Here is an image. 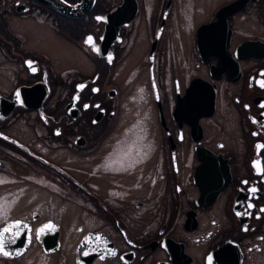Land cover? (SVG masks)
Instances as JSON below:
<instances>
[{"label":"flooded vegetation","instance_id":"flooded-vegetation-1","mask_svg":"<svg viewBox=\"0 0 264 264\" xmlns=\"http://www.w3.org/2000/svg\"><path fill=\"white\" fill-rule=\"evenodd\" d=\"M48 1L0 0V264H264V0Z\"/></svg>","mask_w":264,"mask_h":264},{"label":"snow or ice","instance_id":"snow-or-ice-1","mask_svg":"<svg viewBox=\"0 0 264 264\" xmlns=\"http://www.w3.org/2000/svg\"><path fill=\"white\" fill-rule=\"evenodd\" d=\"M97 19H100V18L97 17ZM88 42H91V37L88 38ZM29 63H30V62H29ZM33 70H35V69H33ZM262 86H264V85H262ZM86 107H87V106H86ZM257 147L260 148V147H264V146L258 145ZM253 191H254V189H253ZM17 223H19V222H17ZM8 231H9V227H5V228L2 230V232H0V237H2L3 234H4V233H7ZM3 248H4V241H3L2 238H0V251H3ZM4 254L7 255L8 253L5 252Z\"/></svg>","mask_w":264,"mask_h":264},{"label":"water","instance_id":"water-1","mask_svg":"<svg viewBox=\"0 0 264 264\" xmlns=\"http://www.w3.org/2000/svg\"><path fill=\"white\" fill-rule=\"evenodd\" d=\"M45 1H48V0H45ZM48 2L52 3V0H49ZM86 2H87V0H84L83 2H79V3H81V5H83ZM77 8H78V5H76V4H64L63 5V9H61V10L70 13V12L74 11Z\"/></svg>","mask_w":264,"mask_h":264}]
</instances>
